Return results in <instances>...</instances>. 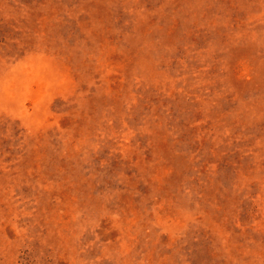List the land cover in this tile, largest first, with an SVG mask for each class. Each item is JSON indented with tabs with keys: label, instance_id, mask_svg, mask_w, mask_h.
I'll return each mask as SVG.
<instances>
[{
	"label": "rangeland",
	"instance_id": "1",
	"mask_svg": "<svg viewBox=\"0 0 264 264\" xmlns=\"http://www.w3.org/2000/svg\"><path fill=\"white\" fill-rule=\"evenodd\" d=\"M0 264H264V0H0Z\"/></svg>",
	"mask_w": 264,
	"mask_h": 264
}]
</instances>
